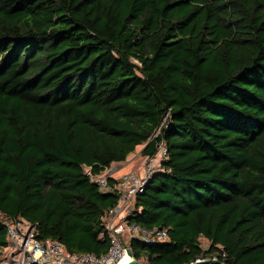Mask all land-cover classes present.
Masks as SVG:
<instances>
[{
    "label": "trees",
    "instance_id": "obj_1",
    "mask_svg": "<svg viewBox=\"0 0 264 264\" xmlns=\"http://www.w3.org/2000/svg\"><path fill=\"white\" fill-rule=\"evenodd\" d=\"M163 142L129 222L169 239L134 259L264 264V0H0V249L20 218L105 255L120 197L87 170Z\"/></svg>",
    "mask_w": 264,
    "mask_h": 264
},
{
    "label": "built area",
    "instance_id": "obj_2",
    "mask_svg": "<svg viewBox=\"0 0 264 264\" xmlns=\"http://www.w3.org/2000/svg\"><path fill=\"white\" fill-rule=\"evenodd\" d=\"M162 126H167L166 120ZM167 157L166 143L163 142L156 157H146L148 162L141 172L132 170L118 177L113 168L97 175L87 170L91 181L98 184L103 192L115 193L120 197L119 204L103 217L105 231L101 238L107 236L110 243L105 255L69 253L58 241L41 240L36 225L20 218L6 219L3 223L7 229V246L0 249V264H118L130 249L126 240L135 239L148 245L165 244L169 239L167 230L143 228L130 223L129 216L136 199L146 192ZM155 159L159 161L158 167L152 165Z\"/></svg>",
    "mask_w": 264,
    "mask_h": 264
},
{
    "label": "rangeland",
    "instance_id": "obj_3",
    "mask_svg": "<svg viewBox=\"0 0 264 264\" xmlns=\"http://www.w3.org/2000/svg\"><path fill=\"white\" fill-rule=\"evenodd\" d=\"M144 147H145V146H139V147L137 148L136 152H135L134 154L130 155L129 158H128V160L126 161V162L130 161V159H132V157H135V156H136V159H138V165H137V168L133 169V171L135 170V171H139V172H141L143 166L148 162V160H147L145 157L142 156V151H143V148H144ZM152 165H153L154 167H158V165H159V161H158V159H155V160L153 161ZM124 166H125V163L122 164V167H124ZM117 167H118V166H116V165L113 164V166H112L111 168H113L116 172H118V168H117ZM130 171H132V170H130ZM128 172H129V171H128ZM126 173H127V172H126ZM116 175H117V173H116ZM118 177H119V176H118ZM201 244H202V247H203V249H204L205 251L209 250V248H210V243H209L207 240L202 239V240H201ZM206 260H217V259H216V258H213V257H208ZM142 264H143V263H142Z\"/></svg>",
    "mask_w": 264,
    "mask_h": 264
},
{
    "label": "crops",
    "instance_id": "obj_4",
    "mask_svg": "<svg viewBox=\"0 0 264 264\" xmlns=\"http://www.w3.org/2000/svg\"><path fill=\"white\" fill-rule=\"evenodd\" d=\"M124 163H125V166L122 167V164H124ZM124 163H115L114 164V165L118 166L117 167L118 168L117 176H121L122 174L137 168L138 159H136V156H135V157H132V159H130V161L124 162Z\"/></svg>",
    "mask_w": 264,
    "mask_h": 264
},
{
    "label": "water",
    "instance_id": "obj_5",
    "mask_svg": "<svg viewBox=\"0 0 264 264\" xmlns=\"http://www.w3.org/2000/svg\"><path fill=\"white\" fill-rule=\"evenodd\" d=\"M129 255L131 256L132 260L131 262H129L128 264H141L140 262H138L137 260L134 259L132 251L129 249L128 250ZM192 264H223L222 262L218 261V260H201V261H197L195 263Z\"/></svg>",
    "mask_w": 264,
    "mask_h": 264
},
{
    "label": "bare ground",
    "instance_id": "obj_6",
    "mask_svg": "<svg viewBox=\"0 0 264 264\" xmlns=\"http://www.w3.org/2000/svg\"><path fill=\"white\" fill-rule=\"evenodd\" d=\"M132 258L129 255V253H126L123 257V259L118 263V264H128L129 262H131Z\"/></svg>",
    "mask_w": 264,
    "mask_h": 264
}]
</instances>
